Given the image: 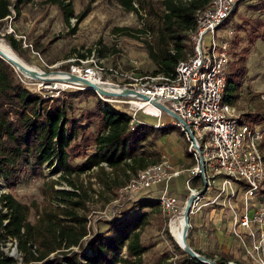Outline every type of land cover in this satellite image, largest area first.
Instances as JSON below:
<instances>
[{
  "label": "trees",
  "instance_id": "obj_1",
  "mask_svg": "<svg viewBox=\"0 0 264 264\" xmlns=\"http://www.w3.org/2000/svg\"><path fill=\"white\" fill-rule=\"evenodd\" d=\"M25 1L17 0L18 15ZM94 1L90 0L82 12L76 13L73 4L67 0H47L60 8L68 24H71L73 17L77 24L85 19ZM117 1L127 11L139 12L134 0ZM211 1L161 0L164 7L161 15L163 26L159 27L156 47H149L151 59L157 66L153 75L174 76L179 62L189 57L184 49L190 47L193 53L191 34L197 29V11L209 6ZM258 1L255 8L263 10L264 0ZM238 6L225 24L232 20ZM9 14L10 0H0V30ZM261 26L264 27V20ZM255 30L260 36L263 34L258 28ZM5 38L22 55L23 39L17 38L14 33L6 34ZM81 57L86 55L81 54ZM244 60V56H240L236 66L229 68L223 99L233 105L247 74ZM84 92L97 97V109L85 116L83 113L76 114L71 101L72 96ZM257 110L246 113L256 124L264 122V108ZM90 118L95 119L99 125L96 133L89 129ZM243 121L254 125L248 120ZM131 122L129 112L103 100L91 88H80L74 92L60 90L59 95L47 97L31 90L21 79L19 71L0 54V183L3 181L8 188L6 192L0 191V238L4 244L8 241L17 244L22 256L20 262L147 264L144 254L148 246L141 239V229L148 216L147 209L156 207L160 202L158 198L140 194L129 198L128 202L132 203L129 208L121 212L124 203L117 204L115 216L99 219L94 230L87 214L80 212V209L87 206L90 197L85 184L78 183L82 174L96 169L95 174L102 185L110 189L113 184H121L117 181L120 172L125 174L127 181L148 166L144 146L148 140L152 143L157 139L158 128L155 124L152 126L138 122L131 125ZM261 128L264 129V126ZM160 129L161 135L179 130L186 136L179 125L167 124ZM263 144L264 141L262 149ZM194 151L187 149V156L196 157ZM77 159L83 161L76 162ZM46 165L53 168V173L59 172L61 168L60 179L67 181L72 189L57 188L59 180L46 182L42 193L46 195L47 203L40 211L36 202L19 200L15 191L25 175L46 179ZM35 212L38 218L32 221ZM121 213L124 215L122 218ZM101 221L110 224V228L99 230L98 224ZM91 233L92 237L85 241L84 238ZM167 234L177 253L176 258L166 264H205L183 250L168 229ZM190 236L191 229L187 236L188 243L201 253L190 242ZM75 247L79 250H75ZM124 249L127 255L123 253ZM233 259L232 254L223 253L221 259L215 261L225 264ZM0 264H19V260L0 251Z\"/></svg>",
  "mask_w": 264,
  "mask_h": 264
},
{
  "label": "rangeland",
  "instance_id": "obj_2",
  "mask_svg": "<svg viewBox=\"0 0 264 264\" xmlns=\"http://www.w3.org/2000/svg\"><path fill=\"white\" fill-rule=\"evenodd\" d=\"M67 1L73 4L76 13H80L90 0ZM134 1L139 9L137 13L127 11L117 0H96L92 3V10L85 19L77 24L76 18L73 17L71 24H68L60 8L48 3L47 0H26L19 15L16 8L17 0H10L11 8L16 11L14 28L17 33L26 36L27 44H31L28 48L23 42L22 55L13 50L25 62L48 74L68 71L69 68L65 66H70L78 58H84L81 54H85L90 59L98 60L106 68H118L138 75H151L157 66L151 59L149 47L151 45L156 47L158 42L159 27L163 26L161 15L164 7L161 0ZM258 3V0L240 2L232 20L222 25L217 31L219 41L229 39L232 43L231 69L236 66L238 58L244 56L247 74L234 106L241 113L242 120L249 122H253V119L246 113L257 112L258 108H264V27L261 26L264 20V9H256L255 6ZM6 22L4 20L3 24ZM257 28L260 33H263L261 36L256 33ZM230 31H232L231 34ZM255 33L257 35L253 36ZM0 39L7 41L3 35ZM210 39L211 35H207L208 44ZM185 41L190 43L188 39ZM9 45L11 46L10 43ZM184 51L187 56L191 54L190 47H186ZM16 68L18 69L17 66ZM19 73L31 90L41 92L46 97L52 94L57 96L60 90L66 89L73 92L80 90L78 86L65 87V82L59 79L44 81ZM104 77L110 78V75L106 73ZM96 100L95 95L85 92L71 97L76 114L83 113L84 116L97 109ZM111 103L121 110L127 109V105L116 101ZM139 116L145 119V123L152 126L159 120L142 112ZM161 118L164 124L177 126L174 117L163 113ZM252 124L259 128L264 126V122ZM89 129L95 133L99 129V125L93 118H90ZM160 130V128L157 129V139L152 143L148 140L144 146V152L148 156V166L168 159L181 173L167 184H157L152 189L145 190L140 196L151 195L160 200L163 191L167 190V196L177 198L178 208L175 212L164 210L160 200L156 207L147 209L148 216L141 229V239L148 246L144 254L146 263L166 264L176 258L177 252L167 234V229L170 231L172 219L186 205L190 194L198 191L201 198L197 199L195 206L191 208L189 239L194 247L201 251L198 253L214 261L221 259L223 253H229L239 264H255L247 255L239 238L232 232L229 198L226 193L220 195L222 175L205 161L208 181V187L205 189L204 177L197 172L199 164L197 158L186 154L187 149H193L187 135L181 134L179 130L168 135H161ZM82 161L83 159L76 160V162ZM52 169L49 165L45 166L46 179L25 175L15 191L18 199L26 203L36 202L42 211L47 203L46 195L42 193L46 182L59 180L56 184L57 188L72 189L67 181L60 179L61 168L57 173H53ZM95 171L82 174L78 181L79 184L81 182L85 184L90 192L87 206L80 209L81 213L87 214L90 221L99 218L116 204L124 203L121 212L129 208L132 203L128 202V199L133 193L125 190V186L135 177L133 175L125 181V174L120 172L117 181L122 185L113 184V187L108 189L102 185ZM195 176L197 177L194 179ZM122 182L125 184L123 185ZM235 186L238 185L235 183ZM0 191H8L3 181L0 183ZM120 216L122 218L124 215L121 213ZM37 218V213H33L32 221ZM109 228L110 224L107 222L101 221L98 224L99 230ZM174 240L176 241L175 238ZM3 241L0 238V251L17 258L19 264H22L20 262L22 256L17 244L13 241L4 244ZM123 253L127 255V250L124 249Z\"/></svg>",
  "mask_w": 264,
  "mask_h": 264
},
{
  "label": "built area",
  "instance_id": "obj_3",
  "mask_svg": "<svg viewBox=\"0 0 264 264\" xmlns=\"http://www.w3.org/2000/svg\"><path fill=\"white\" fill-rule=\"evenodd\" d=\"M242 1L212 0L209 6L197 11V29L191 34L193 53L179 62L174 76L138 75L118 68H106L98 60L88 57L74 60L66 72L92 82L102 81V84L95 82L99 85L112 86L103 85L108 90L120 93V96L109 97L101 94L99 96L108 102L116 101L127 105L126 111L132 117L131 125L145 123V119L142 120L139 116L142 112L144 115L159 119L155 127L158 129L164 127L166 124L162 122L161 117L163 113H168L154 102L164 104L183 118L194 133L206 163L222 175L220 195L226 193L229 198L232 232L239 238L251 260L255 264H264V152L261 147L264 129L243 121L238 109L224 101L223 94L231 63V42L229 39L219 41L217 38L218 29L225 24ZM15 17L16 11L10 5V14L5 18L7 22L2 25L0 34L5 36L14 33L17 38L23 39L25 46H31L26 43V36L17 33L14 28ZM207 35H211L209 44L206 40ZM106 73L110 78L104 77ZM64 86L88 88L82 84L68 82H65ZM127 88H133L148 96L149 100L133 95H122ZM147 104H151L156 110H149ZM175 123L186 131L190 139L186 127L176 120ZM191 147L195 150L199 162L197 166L199 173L201 172L199 152L194 146ZM180 173L181 171L175 168L170 160L164 159L141 169L125 186V190L136 196L157 184H167ZM200 195L197 199L201 198ZM160 200L164 210L169 212L177 210V198L167 196V190L163 191ZM115 206L117 204L99 218L90 221L93 230L99 219H111L115 216ZM91 237L92 233L84 240L87 241ZM75 250L79 248L75 247ZM226 264L239 263L236 260H228Z\"/></svg>",
  "mask_w": 264,
  "mask_h": 264
},
{
  "label": "water",
  "instance_id": "obj_4",
  "mask_svg": "<svg viewBox=\"0 0 264 264\" xmlns=\"http://www.w3.org/2000/svg\"><path fill=\"white\" fill-rule=\"evenodd\" d=\"M0 54L2 56H4L15 68H16V66H18L8 56H6L1 50H0ZM17 70L19 72H21L19 69H17ZM59 72L67 74V78L66 79H64V80L60 79V80H62L64 82L77 83V84L85 85L86 87L95 90L98 94H101V95H104V96L114 97V96H120L121 95L120 93L115 92V91H112V90H108V89L104 88L103 86H101V85H99V84H97L95 82L86 80V79H84L83 77H81L79 75H76V74H73V73H70V72H66V71H59ZM43 73H46V72H43ZM30 74L35 79H40V80H44V81L50 80V79H46V78L42 77V75H39L37 72H34L32 70L30 71ZM122 95H126V96L133 95L135 97L142 98L144 100H149L148 96L139 93L138 91H136L133 88H127V89H125L124 92L122 93ZM154 103L160 109H162L164 112H167L170 116L174 117V119L176 121H178L179 123H182L186 127L187 132H189V134L191 136L190 139L187 137L188 140L192 142L191 145L194 146L195 149H197V151L199 152V156H200V167H201V172L200 173L204 177L205 189H206L208 187V181L206 180V177L204 175V161L205 160H204V156L202 154L201 147L199 146V144H198V142H197V140H196V138L194 136V133L192 132V130L190 129V127L188 126V124L185 122V120L183 118H181L177 113H175L174 111H172L170 108H168L164 104H161V103H158V102H154ZM182 131L186 134V131L184 129ZM199 194H200V192L199 193L192 192L190 194L189 198L187 199L188 204H189L188 207H190V204H192V202H194L198 198V195ZM189 212L190 211H188V208H187V214H186L187 225L185 227V232H184L183 240H182V242L176 240L177 243L179 244V246L183 250H185L190 255L198 258L203 263H205V264H218L216 261L211 260V259L205 257L204 255H201L197 251H195L194 248H192L190 246V244L188 243L187 236H188L189 229H190V226H191V224H190V215H188Z\"/></svg>",
  "mask_w": 264,
  "mask_h": 264
},
{
  "label": "bare ground",
  "instance_id": "obj_5",
  "mask_svg": "<svg viewBox=\"0 0 264 264\" xmlns=\"http://www.w3.org/2000/svg\"><path fill=\"white\" fill-rule=\"evenodd\" d=\"M0 50L8 56L16 65H18V69L23 73V75L28 76L30 78H34L31 74L30 71L37 72L39 75H42V77L46 79H66L67 74L65 73H43L41 69L31 66L27 62H25L17 53L13 50V48L9 45V43L3 39H0ZM98 83L102 84V81H95ZM104 85V84H103ZM101 85V86H103ZM104 86L106 87H112L108 84H105ZM103 86V87H104ZM112 90V89H110ZM116 92V91H115ZM147 108L151 111H155L156 108L152 106L151 104H147ZM188 201L185 206H183L180 211H178L177 215L174 216V218L171 221L170 224V231L173 235V237L177 240L182 242L184 232H185V227L187 225V220H186V214H187V208L188 211L191 212V208L195 206V201L190 204V207H188ZM190 212L188 215H190Z\"/></svg>",
  "mask_w": 264,
  "mask_h": 264
}]
</instances>
